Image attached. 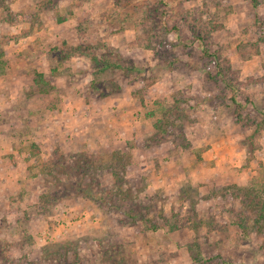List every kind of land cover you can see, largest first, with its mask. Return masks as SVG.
Masks as SVG:
<instances>
[{
	"label": "rangeland",
	"instance_id": "obj_1",
	"mask_svg": "<svg viewBox=\"0 0 264 264\" xmlns=\"http://www.w3.org/2000/svg\"><path fill=\"white\" fill-rule=\"evenodd\" d=\"M53 153L127 201L63 195ZM253 198L264 0H0V264H264Z\"/></svg>",
	"mask_w": 264,
	"mask_h": 264
},
{
	"label": "trees",
	"instance_id": "obj_2",
	"mask_svg": "<svg viewBox=\"0 0 264 264\" xmlns=\"http://www.w3.org/2000/svg\"><path fill=\"white\" fill-rule=\"evenodd\" d=\"M41 77V74L37 75ZM177 118V117H175ZM174 118H166L164 125L173 124ZM161 128V127H160ZM126 159V156L119 154V157ZM83 154H71L69 156L53 153L40 164V172L47 177V181L56 185L59 192L63 195L73 193L74 196H85L94 200L99 206L109 211L118 205V202L127 201L128 192L127 188H122L121 177L117 178V173L114 171V184L111 186H103L98 171L101 169L99 166L88 161L89 157ZM114 158L117 156L114 154ZM125 161V160H124ZM124 161L120 164L124 166ZM56 188L53 189L52 194L54 198H59ZM51 190V189H50ZM250 198V197H249ZM249 203L255 207L254 215L256 221L263 222L264 220V199L255 200L250 199ZM57 247L45 245L42 247V257L39 264H67L68 253L72 245H65L64 249L60 244H55Z\"/></svg>",
	"mask_w": 264,
	"mask_h": 264
}]
</instances>
